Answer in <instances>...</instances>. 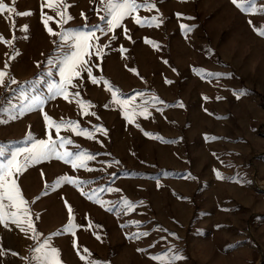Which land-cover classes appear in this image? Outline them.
I'll list each match as a JSON object with an SVG mask.
<instances>
[{
	"label": "rangeland",
	"instance_id": "obj_1",
	"mask_svg": "<svg viewBox=\"0 0 264 264\" xmlns=\"http://www.w3.org/2000/svg\"><path fill=\"white\" fill-rule=\"evenodd\" d=\"M3 2L13 10L0 12V70L7 73L0 164L49 136L64 139L59 152L92 159L73 168L53 156L13 177L27 216L22 230L8 219L16 209L3 201L0 264H45V241L58 249L60 264H161L151 257L172 255L183 257L175 264H264V37L257 34L264 0L254 13L231 0H150L155 8L94 33L100 54L93 47L84 59L97 83L82 71L67 99L48 91L60 77L47 59L62 49L43 20L52 17L54 33L90 28L104 15L100 0ZM154 17L159 27L147 23ZM45 114L62 125L59 133L46 127Z\"/></svg>",
	"mask_w": 264,
	"mask_h": 264
},
{
	"label": "snow or ice",
	"instance_id": "obj_2",
	"mask_svg": "<svg viewBox=\"0 0 264 264\" xmlns=\"http://www.w3.org/2000/svg\"><path fill=\"white\" fill-rule=\"evenodd\" d=\"M232 4H234L237 8H239L243 12H252L254 13L257 11V0H231ZM100 3L103 5V11L104 15L100 17V24L92 25L90 28L87 24H85L84 30L76 31V30H65L62 28L60 33H54L51 28H48V21L52 19L51 16H45L44 17V25L47 28L50 35L53 36H59L60 43L58 44V47L62 49L59 55L55 57H49L47 59V63L51 67L58 66L59 68V77L60 80L58 82H54L49 86V93H51L53 96H64L67 99V92H68V86L77 87V84H73V77H79L82 71L87 72V76L91 78L92 83H97L96 77L93 76L92 62L90 60H85V57L89 56V49H92L93 47L96 48V52L99 55L100 54V47L99 45H95L91 43L94 33L95 32H111L117 28L122 27V22L125 20L126 17H132L135 13H137L140 9L145 10H151L156 7L154 3H151L150 0H143V2H138V0H100ZM48 7H51V3L48 4ZM13 9L10 8L7 4L3 2V0H0V12L9 11L11 12ZM260 11H264V9H260ZM27 14H31L30 12ZM63 17V13H59ZM182 14L177 13V16H181ZM72 17H67L66 20H70ZM188 19H191V17H188ZM135 22L141 26H143L146 22L142 21L139 16L135 17ZM161 18H153V20L147 21L149 25L155 24L156 27H159L160 23H162ZM251 23V21H249ZM103 25V26H102ZM25 30L27 29V26L25 25ZM181 28L185 31H191L190 28H187L185 25H181ZM125 33H127L129 30L127 28L123 29ZM259 36L264 37V30H259L257 33ZM131 39V37H128ZM98 39V38H97ZM0 40H3V37L0 36ZM6 42V41H5ZM146 43H150L147 39L145 40ZM54 44H57V41H53ZM105 47H108L105 45ZM67 49L64 51L63 49ZM18 54V53H15ZM14 54V55H15ZM14 58V56H13ZM167 63V61H164ZM7 66V65H6ZM39 67V64L37 65ZM130 71L136 72L135 68H131ZM175 72L176 69H173ZM6 72L4 70H0V87L5 86L4 77L6 76ZM49 75H52L51 71L48 73ZM138 74V73H137ZM11 84H17V81L14 78H10ZM107 83V82H105ZM166 83H171V81H166ZM112 91V89H109ZM246 94V92L241 93H234V95L239 98L240 95ZM73 95L78 96L79 92L73 93ZM116 93L113 91V98L115 99ZM207 99V98H205ZM219 99V97L217 98ZM34 102L43 103V101L40 100V98H35ZM116 103L123 105L125 101L123 100H116ZM147 101H145V106L147 105ZM183 106L182 104L180 105ZM130 119L129 117H126ZM44 121L46 124V127L51 129L55 127L56 132L59 133L62 125L59 123H55L47 114L44 115ZM70 123V122H69ZM77 132V134H81V132H85V130L82 129H73ZM99 131L104 132V134H107V130L104 129L102 126L98 129ZM86 135L91 136L93 135L92 132H85ZM67 143H71V141H68ZM57 144L62 148L65 144V141L63 138H61L59 141L52 140L51 136L48 137L47 140L45 139H38L34 140L30 147H24L16 149L12 152L10 159L7 160L6 163L0 164V222L7 223L5 221V215L4 212V203L3 201L6 199L9 202V207L15 208L16 212L8 213V219L11 221V223L17 225L18 227L22 228V222L24 221V218L27 216V209H22V206L26 203L24 198L21 195V191L17 185V182L15 179H13L14 176L17 174L23 172L29 164H38L43 161H47L51 159L53 156H55L57 159L64 161L65 163H69L72 165L73 168L81 167L84 168L86 165L84 164L85 159H92V156L88 153H80L78 156L73 159V154L70 152H59L57 150ZM5 155V149L3 147H0V157H3ZM22 156V160L18 159V157ZM44 173L41 172V176L43 177ZM217 177L222 179L219 173H217ZM62 179L66 183H73L77 184L78 182L73 180L69 176H64ZM60 180L58 179L56 181V184H59ZM84 182L80 181L79 185H82ZM55 187V185H53ZM89 199H92V196L88 197ZM126 207L128 209L133 208V204L129 201L124 202ZM72 209L69 207V212L71 213ZM28 227L31 228L32 224L29 222ZM71 224L69 225V228L66 229V231H71ZM35 234V230H34ZM148 233H144L143 235H147ZM139 235V234H137ZM130 239L135 237H129ZM97 239L99 240L100 237L97 236ZM45 246L48 248V256L50 257V260H46L45 264H60V261L56 259L59 255L58 249L55 247H49L48 242L45 241ZM140 249H138L139 251ZM36 252H40V248L35 249ZM85 252L88 250L85 248ZM13 255H16V253H12ZM155 260H160L161 264H175L176 261L182 259L183 257L180 255H172L170 258L165 257H151ZM81 260H85V257L82 255L80 257ZM31 264V261L29 262ZM87 264H104L103 261H88Z\"/></svg>",
	"mask_w": 264,
	"mask_h": 264
}]
</instances>
